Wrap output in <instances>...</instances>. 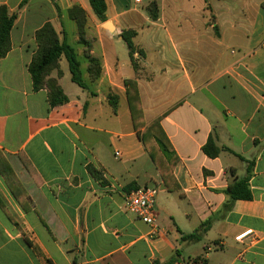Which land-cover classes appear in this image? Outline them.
Returning a JSON list of instances; mask_svg holds the SVG:
<instances>
[{"label": "crops", "instance_id": "crops-1", "mask_svg": "<svg viewBox=\"0 0 264 264\" xmlns=\"http://www.w3.org/2000/svg\"><path fill=\"white\" fill-rule=\"evenodd\" d=\"M22 1L0 0L16 14L0 58V156L13 175L7 184L0 174V264H264V0H105L104 22L89 0ZM46 23L75 49L87 86L62 56L50 78L67 102L55 107L28 72ZM123 31L143 58L129 56ZM86 49L100 63L95 80ZM154 121L168 151L140 140ZM209 141L215 156L203 151ZM242 180L251 198L232 199L228 187ZM138 187L157 191L154 235L124 209Z\"/></svg>", "mask_w": 264, "mask_h": 264}, {"label": "trees", "instance_id": "trees-1", "mask_svg": "<svg viewBox=\"0 0 264 264\" xmlns=\"http://www.w3.org/2000/svg\"><path fill=\"white\" fill-rule=\"evenodd\" d=\"M27 0H23L20 6L24 5ZM89 4L91 6L93 14L96 16L98 20L104 22L105 12H106V3L105 0H89ZM149 13L153 19L156 18V6L155 4H151L149 7ZM69 16L76 22L78 33H79V43L88 47L89 42L85 40L84 37V26H85V15L83 11L77 7H73L69 10ZM16 20V14H9L5 7H0V58L3 57L10 48L9 43V33L11 28L14 25ZM216 31V29H215ZM135 33L133 31H123L120 34L122 41L124 42L129 56L133 58L134 54H137L140 58L144 57V51L133 43V38ZM36 41V50L31 58L30 64L28 66V72L31 77L32 87L34 91H38L41 89H45L47 91V99L50 107H55L58 105H62L67 102L66 96L63 94L61 88L59 87L56 79L50 78V73L53 70L58 69L59 59L63 56L69 67V72L71 75V80L81 89H87L85 82L82 79L81 69H80V61L77 58V54L75 49L67 42L65 34L63 33V37L59 40L56 32L52 28L49 23L43 25L35 34ZM85 59L87 61V73L91 80H95L98 78L100 73V63L99 61L89 56L88 50H85ZM127 97L129 103V110L131 112L133 125L136 115L141 119L142 111L139 104V97L137 93L136 86L134 82L129 84L127 90ZM109 103L113 108L115 105V98L113 96H109ZM141 142L143 145L148 146V141H153L154 139L161 144L164 150L169 149V145L166 142L165 136L160 129L157 121L152 122L147 125L141 135H139ZM209 146H211V142L209 141L207 145L203 147V151L209 156H215L218 154L219 150H215L213 153H210L208 150ZM228 151V150H227ZM154 159V155L151 156ZM21 158L22 164L30 176L39 183L36 173L34 172L30 163ZM92 174L95 178L100 179V175L94 170H91ZM0 174L4 177L7 184H10L13 179V175L11 173L10 168L8 167L5 160L0 156ZM227 193L230 195L232 199H243L249 200L250 193L247 190L245 181H238L233 185L229 186L227 189ZM207 223L203 224V227L206 228ZM184 239L196 241L199 239L198 234H189L186 235ZM199 258H195L192 261H197ZM175 261L174 258H171L165 264H171Z\"/></svg>", "mask_w": 264, "mask_h": 264}, {"label": "built area", "instance_id": "built-area-1", "mask_svg": "<svg viewBox=\"0 0 264 264\" xmlns=\"http://www.w3.org/2000/svg\"><path fill=\"white\" fill-rule=\"evenodd\" d=\"M134 1L140 2V0ZM156 192L153 187H138L124 196V209L151 227L153 235L156 234V214L154 211ZM250 236H253L252 230H247L236 236L235 240L241 241Z\"/></svg>", "mask_w": 264, "mask_h": 264}, {"label": "water", "instance_id": "water-1", "mask_svg": "<svg viewBox=\"0 0 264 264\" xmlns=\"http://www.w3.org/2000/svg\"><path fill=\"white\" fill-rule=\"evenodd\" d=\"M105 24H106V26H109V23L107 21L105 22Z\"/></svg>", "mask_w": 264, "mask_h": 264}]
</instances>
